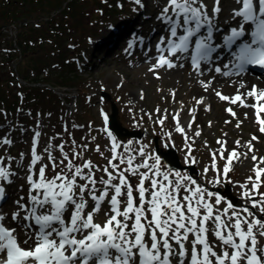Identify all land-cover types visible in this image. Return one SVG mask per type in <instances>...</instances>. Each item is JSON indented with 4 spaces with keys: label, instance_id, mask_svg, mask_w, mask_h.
Returning <instances> with one entry per match:
<instances>
[{
    "label": "rangeland",
    "instance_id": "374dc122",
    "mask_svg": "<svg viewBox=\"0 0 264 264\" xmlns=\"http://www.w3.org/2000/svg\"><path fill=\"white\" fill-rule=\"evenodd\" d=\"M145 1L148 0H135L138 6L142 4V13H150L148 19L156 22V9L151 7L156 0ZM159 1L167 4V0ZM92 3L95 5L96 0L77 1L81 14L77 32L71 39L79 43L82 38L86 47L91 32L107 31L113 16L103 14L100 17V12H94ZM202 4L199 2L197 5L200 10L205 8ZM151 22L147 20L145 23L147 29L152 26ZM8 31L15 34L13 29ZM91 48L94 51L95 47ZM114 56L112 51L105 59ZM83 71L85 75L77 80V87L58 91L62 93V98L68 96L71 99L69 107L61 99L46 97L44 100L48 102V107H40L43 110L55 109L51 118L47 114L44 119L34 123L26 121L25 125L16 127L8 123L7 129L0 132V153L7 156L4 157L7 162L14 158L12 155L26 152L25 168L34 170L32 165L36 164L39 181L51 182L49 189L52 191L83 181V174L88 173L90 178L84 180L87 183L84 189L88 193L95 191L99 194L108 184L126 188L127 180L141 178L143 170L140 167L145 161L153 173L147 174L152 179L153 189L149 190L146 208L153 211L161 208L165 220L163 227L167 231L184 235L197 229L211 235L219 232V236L228 241L232 239L229 233L233 230L241 234L237 242H246V237L256 244L264 242V217L259 218L251 208L254 207L258 214L264 213V134L257 131L256 123L250 119L244 127H238L242 123L238 119L243 117L240 120H245L247 113L243 111L240 116L229 112L231 105L224 106L223 98L217 96L220 91L225 93L219 82L215 81L208 88L211 79L200 82L192 77L196 83H186L190 80V74L182 68L161 72V78H157L144 69L131 68L123 59L102 62ZM109 75L114 77L110 82L107 81ZM180 76L185 79L184 85ZM103 91L111 95V101L102 95ZM112 102L118 105L119 118L127 127L149 131L143 140L127 138L115 141L114 135L105 129L104 118L111 113ZM31 105L39 107L37 102ZM53 118L58 119L50 122ZM252 133L260 138L259 142H255L258 162L249 163L246 159L254 152L249 143ZM157 135L163 146L167 143L177 146L184 162L197 163L199 179L191 177L188 171H170L163 164L155 150L154 137ZM65 141L71 143L68 154H63L61 150ZM16 143H22L20 148ZM10 148L15 150L11 151ZM73 152L78 153L75 164H83L79 172H73L75 164L69 163ZM116 156L128 157L129 160H120ZM132 158H137V161L131 162ZM45 169L53 177L42 173ZM59 174H62V178H57ZM226 184L231 185L243 206L232 205L228 208V198L212 192V188H225ZM172 189L179 194L178 212L175 205L177 199H167L165 196ZM16 207L19 208L18 205ZM169 212H173L177 219L179 215L186 216L188 222L185 230H188L185 233L176 229L171 219L167 220Z\"/></svg>",
    "mask_w": 264,
    "mask_h": 264
},
{
    "label": "trees",
    "instance_id": "16d2710c",
    "mask_svg": "<svg viewBox=\"0 0 264 264\" xmlns=\"http://www.w3.org/2000/svg\"><path fill=\"white\" fill-rule=\"evenodd\" d=\"M77 1L0 0V114L2 108L6 113L21 108L25 95L20 90L27 93L26 103H33L34 95L38 106L48 107L46 97L59 99L51 86L74 85L78 73L69 58V43L81 14ZM101 1L94 6L107 10L109 6ZM11 26L16 27L15 36L7 31ZM15 60H21L17 69ZM17 74L28 83L17 80Z\"/></svg>",
    "mask_w": 264,
    "mask_h": 264
},
{
    "label": "bare ground",
    "instance_id": "6f19581e",
    "mask_svg": "<svg viewBox=\"0 0 264 264\" xmlns=\"http://www.w3.org/2000/svg\"><path fill=\"white\" fill-rule=\"evenodd\" d=\"M184 16H186V17H188L187 16V13H185L184 14ZM172 17H176V15H174L173 13H172ZM107 47L106 46H102V47H100L97 51H95V53H93V57L94 56H96L97 57V55H99V54H104V53H106L107 52ZM92 57V58H93ZM91 58V59H92ZM80 63H81V61H79ZM221 76H217V79L221 82V84H222V86H223V90H224V92L225 93H227L228 92V90L225 88V78H223L222 76H225V74H223V73H221L220 74ZM114 77L113 76H111V75H109L108 77H107V81H111L112 79H113ZM252 84H255V85H257V86H263V83H261V82H254L252 79H250V77H244V78H242L238 83H237V85H236V88L238 89V90H240L241 92H244V96H243V101H246V102H248L249 103V107H251V101H252V98H253V95H252V93H251V91H250V87H251V85ZM233 91H235V89H232V92ZM138 95H139V93H138ZM263 103H264V101H262ZM261 102V103H262ZM187 125H190V122H187L186 123ZM185 124V125H186ZM10 125V124H9ZM7 126V125H6ZM17 144V143H16ZM247 161H249V163H253V162H258L257 160H256V154L254 153V152H252L250 155H249V157L246 159ZM9 184V183H8ZM12 185V184H11ZM12 193H14V192H12ZM39 202H41L40 200H37V201H34L33 203H32V205H31V207H30V209H29V207L28 206H26L28 209H27V213H26V217H24V219H22V222H23V229L24 230H26V228H30L29 226L31 225V223L33 222V219H34V212H35V207L37 206V204L39 203ZM23 204L22 203H20L19 202V204H18V206L19 207H21ZM22 229V230H23ZM23 230V231H24ZM50 232H51V229H49L48 230V233L50 234ZM25 233V234H24ZM24 233L22 232V231H20V234H21V236H22V238H24L25 236H26V238L27 239H36V237L34 236V235H32L31 233H29V232H25L24 231ZM52 234H53V229H52ZM1 236H3V232L0 230V240H1ZM3 240L4 241H1L0 243H3V244H6L7 245V243H8V239L6 238V237H3ZM22 245L24 246V247H26V244H24V242L22 241ZM110 246V245H109ZM99 246H97L96 248H98Z\"/></svg>",
    "mask_w": 264,
    "mask_h": 264
},
{
    "label": "water",
    "instance_id": "95a60500",
    "mask_svg": "<svg viewBox=\"0 0 264 264\" xmlns=\"http://www.w3.org/2000/svg\"><path fill=\"white\" fill-rule=\"evenodd\" d=\"M113 110H114V112H113V114L111 115V128H112V129H115V130L118 132V134H121V133L123 134V132H122V126H121V124L119 123V121L117 120V109H116V107H114ZM168 154H169L170 156H173V159H174V161H173V163L171 164V166H172V167H181V166H179L180 163H179L177 157L174 156V154H172L171 151L168 152Z\"/></svg>",
    "mask_w": 264,
    "mask_h": 264
}]
</instances>
